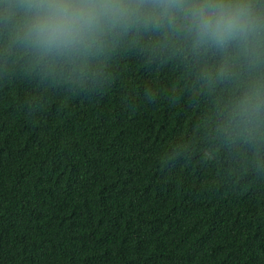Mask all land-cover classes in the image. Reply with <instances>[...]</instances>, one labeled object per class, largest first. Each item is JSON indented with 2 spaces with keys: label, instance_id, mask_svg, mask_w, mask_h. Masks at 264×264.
Listing matches in <instances>:
<instances>
[{
  "label": "trees",
  "instance_id": "obj_1",
  "mask_svg": "<svg viewBox=\"0 0 264 264\" xmlns=\"http://www.w3.org/2000/svg\"><path fill=\"white\" fill-rule=\"evenodd\" d=\"M243 2L224 48L149 0L41 58L0 0V264H264V0Z\"/></svg>",
  "mask_w": 264,
  "mask_h": 264
},
{
  "label": "clouds",
  "instance_id": "obj_2",
  "mask_svg": "<svg viewBox=\"0 0 264 264\" xmlns=\"http://www.w3.org/2000/svg\"><path fill=\"white\" fill-rule=\"evenodd\" d=\"M148 4L149 0H16L24 18L23 43L41 58L90 49L110 24L140 15ZM150 5L169 17L183 13L197 40L217 48L247 36L254 23L243 0H150Z\"/></svg>",
  "mask_w": 264,
  "mask_h": 264
}]
</instances>
